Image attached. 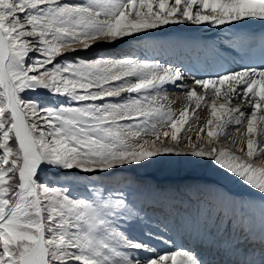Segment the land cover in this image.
<instances>
[{
  "label": "snow or ice",
  "instance_id": "obj_1",
  "mask_svg": "<svg viewBox=\"0 0 264 264\" xmlns=\"http://www.w3.org/2000/svg\"><path fill=\"white\" fill-rule=\"evenodd\" d=\"M252 25L264 33V0H0V264H264ZM196 26L229 34L237 55L203 75L147 55L157 30ZM169 86L188 102L178 110ZM173 157L241 191L194 171L131 175Z\"/></svg>",
  "mask_w": 264,
  "mask_h": 264
},
{
  "label": "bare ground",
  "instance_id": "obj_2",
  "mask_svg": "<svg viewBox=\"0 0 264 264\" xmlns=\"http://www.w3.org/2000/svg\"><path fill=\"white\" fill-rule=\"evenodd\" d=\"M258 30H260L259 25L250 26V31L253 33L256 34ZM229 39L230 35L227 33L213 29H205L202 26L192 28L177 27L169 31L157 30V34L149 38V41L156 46L150 48L147 51V55L155 56L162 62L167 59L174 63L180 60L193 68L194 72L198 70L199 74L203 75L206 72L219 70L221 64H225L227 59L237 55L238 49L226 43ZM257 39L258 36H256V40ZM191 75L192 73H189L188 83H191ZM173 88L174 87L171 86L168 87V96L170 100L175 101L171 107L174 110H178L188 102L181 89L175 88L179 91L171 93L170 89ZM210 103L211 101L206 98V100L202 102L201 109L197 110V116L199 117L197 122L198 126H203L206 120L210 118ZM204 105H208V107ZM189 111L191 112V109ZM194 119H196V117L192 118V120ZM192 120H190V123ZM228 131L232 133V139H246V137L243 136V129H241L240 133H237L234 131V127L230 126ZM224 143L230 146L231 140H226ZM174 239L176 246L186 243L185 239L180 235L174 236ZM158 249L161 251L169 250L164 245H158Z\"/></svg>",
  "mask_w": 264,
  "mask_h": 264
},
{
  "label": "rangeland",
  "instance_id": "obj_3",
  "mask_svg": "<svg viewBox=\"0 0 264 264\" xmlns=\"http://www.w3.org/2000/svg\"><path fill=\"white\" fill-rule=\"evenodd\" d=\"M150 42V41H149ZM133 49L130 47H124L122 49H112V48H101L97 49L96 52H103L105 54L109 53H121V52H130ZM137 55H144L145 53L137 51ZM85 55V53H81ZM169 60V59H167ZM171 93L179 91L175 88L170 89ZM53 101L54 98H48L45 102ZM190 171H194L196 175L212 179L217 182H222L227 185L228 188L233 191H241L240 186L237 184L229 183L228 181L223 180L222 177L217 176L214 172L205 170V169H191L190 165L185 161H180L177 158H164L158 159V163L147 168V169H137L134 170L131 175L141 179H147L150 181H158L162 184L169 183H180L183 182L185 177Z\"/></svg>",
  "mask_w": 264,
  "mask_h": 264
}]
</instances>
